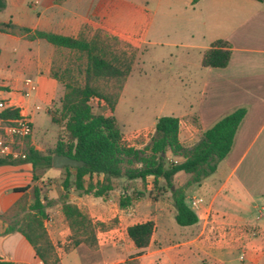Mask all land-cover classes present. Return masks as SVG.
<instances>
[{"label":"crops","instance_id":"1","mask_svg":"<svg viewBox=\"0 0 264 264\" xmlns=\"http://www.w3.org/2000/svg\"><path fill=\"white\" fill-rule=\"evenodd\" d=\"M5 2L0 13V17H5L0 18V23L11 22L32 31L72 38L90 37L96 32L136 36L141 43L194 53L192 63L197 70L199 97L189 113L177 118L178 138L185 147H192L204 131L225 115L239 108L246 110L230 153L217 165L215 178L211 175L200 185L190 187L194 188L192 193L186 191V200H203L197 210L186 202L197 216L194 225L176 224L171 201L166 205L156 202L152 210L143 209L141 201L120 209L112 193L103 198L72 195L71 203L93 224L103 227L95 229L93 250L79 244L64 251L70 235L68 227L52 223L48 230L45 225L50 241L61 245L55 249L59 264H264V2L200 0L192 5V0H155L153 9L147 2L135 0ZM2 35L7 41L20 44L18 48H0L4 95L21 88L25 73L37 76L35 99L40 96L38 83L46 89L57 83L51 77L55 48L41 40ZM218 40L230 45L227 65L202 67L203 53ZM36 143L32 133L24 149L28 145L42 151ZM168 159L172 158L168 155ZM61 176L62 170L51 167L40 181ZM187 178L177 173L174 181L180 180L181 185ZM101 179V175L94 176L93 181ZM27 186H33L31 165L0 166V259L14 264H42L19 233L4 235L3 217L23 196L15 190ZM48 197L55 199L52 194ZM147 221L153 222L154 229L145 251L137 254L126 229Z\"/></svg>","mask_w":264,"mask_h":264},{"label":"trees","instance_id":"2","mask_svg":"<svg viewBox=\"0 0 264 264\" xmlns=\"http://www.w3.org/2000/svg\"><path fill=\"white\" fill-rule=\"evenodd\" d=\"M198 1L200 0H192V5ZM5 7V0H0V13ZM0 33L21 36L27 41L41 40L57 50L77 56L76 72L82 77L81 82L69 80L71 72L68 69L62 74L51 69V77L61 84L63 93L58 108L49 112L50 121L62 129L63 135L57 134L54 145L43 151L26 145L25 160L13 162L0 159V166L15 163L31 165L33 183L38 180L36 170L50 169L54 155H64L83 162V166L79 168L63 169L65 172L61 183L63 194L58 198L61 216L71 233L70 239L74 247L79 244L95 246V229L103 225L93 224L86 214L68 200L69 189L77 196L103 198L114 190V182L117 180L144 183L147 178H151L153 187H157L158 181H162L170 192L175 209V222L178 226L187 227L197 222L196 214L186 204V191L190 187L200 185L214 174L219 162L230 153L236 132L245 117V108L236 109L222 117L204 131L192 147H185L180 143L177 118L161 117L157 119L154 132L147 144L137 149L127 145L122 138L119 123L113 115L117 99H111L101 93L97 86L101 80H125L132 70L134 53L129 55L125 52L116 53L108 38L100 33L94 34L90 39L72 38L38 30L32 31L11 22L0 23ZM229 58L230 45L218 40L203 53L201 66L224 68ZM91 102L97 107H105L108 114H95ZM5 116L11 117L14 114L6 113ZM168 155L172 160L168 159ZM173 159L180 161L174 162ZM177 173H183L188 178L183 184L174 186V176ZM100 175L102 179L94 182L93 177ZM29 189L31 199L28 204L26 195ZM15 192L23 193V196L5 215L7 220L4 235L19 233L42 264H59L55 248L45 228L49 211L56 202L41 198V190L36 186L16 189ZM140 196L141 194L119 196V208L130 207ZM153 229L152 221L126 229L127 237L138 249L137 254L143 253L147 248ZM0 264L14 263L0 259Z\"/></svg>","mask_w":264,"mask_h":264},{"label":"rangeland","instance_id":"3","mask_svg":"<svg viewBox=\"0 0 264 264\" xmlns=\"http://www.w3.org/2000/svg\"><path fill=\"white\" fill-rule=\"evenodd\" d=\"M57 1L60 2L62 0ZM135 1L147 2L152 9L154 8L155 0ZM25 9L32 12L28 6H25ZM33 14L36 15V12L34 11ZM4 17L5 14L1 15L0 18ZM96 33L108 38L109 44L113 46L116 53L125 52L128 55L131 53L135 55L132 70L125 80H101L97 83V86L101 93L111 99H117L113 115L119 123L124 142L129 146L140 149L152 136L153 133L151 132H154V125L157 119L161 117L179 118L189 113L191 106L196 105L199 97V80L195 76L197 70L192 63L195 55L186 49L171 46H154L146 42L141 43L140 37L136 36L121 37L111 33L106 35L101 32ZM92 36L81 38L90 39ZM6 46L18 48L20 44L7 41L6 37L0 34V48H7ZM76 57V55L68 54L66 51L55 49L53 51L52 69L58 74H62L65 69H68L71 72L68 79L81 82L82 77L76 72L78 63ZM25 78L37 80V76L33 73H25L22 76V81ZM38 88L40 89V96L35 99L34 93L24 102L28 108L33 137L37 142L36 145H39L43 151L45 148H51L54 145L57 134L63 135L62 129L51 123L49 115L50 111L58 108L63 88L58 82L48 89L43 87L42 83H38ZM0 91H3V89L0 88ZM91 105L95 114H108L105 107H97L94 102H91ZM36 107L39 109L36 110ZM44 172L43 170H36L35 174L38 176V180L33 183V186L41 190V198H47V195L52 194L55 199L51 200L56 202L49 211L50 220L48 219L49 221L45 225H47L48 230H50L49 224L52 223L67 226L63 221L58 204V198L63 194L61 183L65 172L62 169L60 178H48L41 182L40 179ZM213 176L212 174L210 178ZM180 182V180L174 181V186H179ZM193 191L194 188H191L187 191V194ZM111 193L117 202L121 195L139 196L141 194L138 201L132 203L130 207L141 201L140 206L148 210H152L156 202L166 205L171 201L170 192L164 187L163 182L158 181L157 187H153L152 179L144 183L138 181L129 182L125 179L117 180L114 182V190ZM72 195L76 194L69 189L67 193L69 201ZM30 199L31 190L26 195L28 204ZM47 199L49 200V197ZM186 202L190 204V200H186ZM57 210L58 213L55 212ZM3 219L6 221L7 217L5 216ZM70 236L71 233L68 236V240H66L67 243L63 245L64 251H68L73 246ZM52 244L55 249L61 246L59 242L53 241ZM86 247L93 250L95 246Z\"/></svg>","mask_w":264,"mask_h":264},{"label":"built area","instance_id":"4","mask_svg":"<svg viewBox=\"0 0 264 264\" xmlns=\"http://www.w3.org/2000/svg\"><path fill=\"white\" fill-rule=\"evenodd\" d=\"M0 87L4 86L0 84ZM36 90V81L25 78L19 90H10L6 95L0 91V159L13 162L26 159L24 145L26 139L32 136L33 128L24 100L29 99ZM6 113L14 116H5ZM202 201L201 198H191V207L197 210Z\"/></svg>","mask_w":264,"mask_h":264},{"label":"water","instance_id":"5","mask_svg":"<svg viewBox=\"0 0 264 264\" xmlns=\"http://www.w3.org/2000/svg\"><path fill=\"white\" fill-rule=\"evenodd\" d=\"M83 166V162L76 161L74 159L69 158L68 156L64 155H54L52 157V164L51 167L53 169L62 170L64 168H79Z\"/></svg>","mask_w":264,"mask_h":264}]
</instances>
